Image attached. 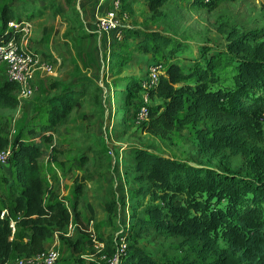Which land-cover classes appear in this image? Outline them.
<instances>
[{
	"label": "trees",
	"instance_id": "trees-1",
	"mask_svg": "<svg viewBox=\"0 0 264 264\" xmlns=\"http://www.w3.org/2000/svg\"><path fill=\"white\" fill-rule=\"evenodd\" d=\"M118 1L121 12L131 10L137 2ZM237 1L189 0V6L195 11H214L223 3ZM167 4L168 0H147L154 14H160V9ZM41 11L46 12L27 2L4 4L0 12V41L13 35L14 30H7L9 23L33 20L42 15ZM26 13L29 16L23 18ZM220 21L228 54L224 57L211 54L195 61L188 70L177 61L186 50L184 43H176L157 30L125 29L123 37L134 41L135 49L146 56L144 80L151 67H161L163 74L151 90L143 88L144 80H129L125 84L129 86L128 92L115 95L135 99L138 109L144 104V96H149L151 104L148 121L142 126L144 132L167 138L190 124H199L197 136L202 152L209 159L225 160L247 150L254 158L259 153V165L264 166V150L256 148L252 140L255 125L264 113V27L250 32L241 26L230 27L224 18ZM112 55L117 58L120 53ZM224 67H231V74L221 77ZM60 85L52 86L56 89ZM19 89L18 84L7 79L0 83V109H15L19 105ZM84 94L85 91L72 84L47 98L43 132L34 138L41 141L46 136V140H51L53 131L65 125L74 109L81 105ZM7 149L8 162L15 175V182L10 184L8 209L13 216L18 214L20 220L12 239L9 220L1 218L3 209L0 208V264L13 260L14 255L42 254L50 239L73 220L79 222V198L85 187L84 183L76 184L77 199L68 208L46 186L40 166L44 157L40 143L27 140L21 134L12 143L0 138V152ZM88 160L85 155L83 162ZM131 160L137 184L132 192L138 200L149 198L150 204L133 208L129 226H125L121 236L125 254L121 255L120 264H264L263 174L251 177L239 171L202 168L142 148H137ZM1 168L0 163V188ZM107 208L111 215H116L112 206ZM146 236L185 241L195 252L181 259L154 255L138 244ZM222 241L225 247L221 246ZM72 245L81 252L84 243L79 238ZM104 255L115 257V248H107Z\"/></svg>",
	"mask_w": 264,
	"mask_h": 264
},
{
	"label": "rangeland",
	"instance_id": "rangeland-1",
	"mask_svg": "<svg viewBox=\"0 0 264 264\" xmlns=\"http://www.w3.org/2000/svg\"><path fill=\"white\" fill-rule=\"evenodd\" d=\"M20 2L46 11H41L42 15L33 23L27 21L30 26L26 34L18 38L38 54L41 63L49 64L52 71L39 69L33 81L34 95L25 100L17 95L19 105L15 109H0V138L12 143L21 134L41 144L44 157L40 166L46 186L68 208L77 199L76 184H85L84 194L79 198V209L83 210L81 219L74 221L70 231L66 228L58 239L51 241L50 247L61 254L58 264H104V257L114 258L104 255L112 247L120 262L121 255L125 254L121 236L125 226H129L133 208L150 204L149 198L138 200L132 192L137 184L131 159L137 148L202 168L239 171L251 177L264 175L259 153H255L257 158L249 156L247 150L225 160L206 157L197 136L199 124H190L167 138L143 131L144 123L138 119L135 99L115 93L128 92L129 86L125 84L129 80L145 79L146 56L135 49L134 41L120 39L112 32H101L97 27L99 19L106 18L118 0H0V9L6 3ZM118 13L124 29L122 36L125 29L157 30L176 43H184L186 50L177 61L185 70L211 54L217 57L228 54L226 35L220 31L222 18L230 27L237 25L250 32L264 27V0L226 2L214 11L192 10L189 0H168L160 14L150 10L147 0H137L131 10L121 12L120 8ZM28 16L26 13L23 18ZM114 52L120 55L114 58ZM5 71L0 64V83L7 78ZM230 71L231 67H224L221 77L231 74ZM54 83L61 87L55 89ZM72 84L85 91L80 98L81 105L74 109L65 125L53 131L51 140H46V136L41 141L34 138L42 134L46 122L45 100ZM252 140L256 148L264 150V113L255 125ZM85 155L89 157L87 163L83 162ZM1 167L0 208L6 209L11 206L10 184L15 182V175L11 163H1ZM107 205L113 207L115 216ZM79 238L84 243L81 252L72 245ZM56 240L58 243L54 244ZM138 244L148 253L170 258L181 259L195 252L185 241L155 236L142 237ZM220 244L226 246L223 241ZM17 257L14 255V259Z\"/></svg>",
	"mask_w": 264,
	"mask_h": 264
},
{
	"label": "built area",
	"instance_id": "built-area-1",
	"mask_svg": "<svg viewBox=\"0 0 264 264\" xmlns=\"http://www.w3.org/2000/svg\"><path fill=\"white\" fill-rule=\"evenodd\" d=\"M118 12H120L119 1L115 2L114 8L111 12L107 13L106 18L99 19L97 22L98 30L104 33L112 32L116 36L122 39V23L118 18ZM30 26L27 21L21 23L11 22L8 25L7 30H14L13 35L7 39L0 41V64L6 69L5 76L10 82L19 85L18 96L20 99H28L34 95L35 88L33 81L36 72L39 69L51 72L52 67L49 64L41 63L42 60L39 58L33 50L25 47L21 40L16 35L19 32L20 35L26 34L28 27ZM163 74L161 67H151L149 69L148 77L142 83L145 90L153 89L159 82V77ZM149 96H144V104L139 109V121H148V107H149ZM9 159V151L0 152V162L6 163ZM1 218H8L9 227L11 229L12 239L18 232V222L20 216L17 214L13 216L8 208L3 209ZM125 247V246H124ZM125 250V249H124ZM118 256V255H117ZM61 258L59 250L55 248H49L42 254L33 257H17L5 264H58ZM118 257L107 258L104 257V264H120Z\"/></svg>",
	"mask_w": 264,
	"mask_h": 264
},
{
	"label": "crops",
	"instance_id": "crops-1",
	"mask_svg": "<svg viewBox=\"0 0 264 264\" xmlns=\"http://www.w3.org/2000/svg\"><path fill=\"white\" fill-rule=\"evenodd\" d=\"M0 12H1V9H0ZM33 22H34V19L32 20L31 23H33ZM79 211L82 212L83 210L80 208ZM72 225H74V220H73V221L70 223V225L67 227V228H68V231H70V230L72 229ZM75 226H77V224H76ZM75 226H74V227H75ZM74 227H73V228H74ZM60 233L62 234V233H64V232L62 231V232H60ZM60 233H57V234L54 236V238H52V239H54V240H55V238L58 239V235H59ZM52 239H50V240L46 243V249L53 248V247H50ZM57 243H58V241L56 240L54 244H57ZM53 246H57V245H53Z\"/></svg>",
	"mask_w": 264,
	"mask_h": 264
}]
</instances>
